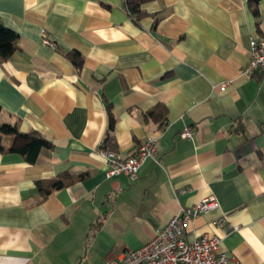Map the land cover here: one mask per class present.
Masks as SVG:
<instances>
[{"label":"crops","instance_id":"crops-1","mask_svg":"<svg viewBox=\"0 0 264 264\" xmlns=\"http://www.w3.org/2000/svg\"><path fill=\"white\" fill-rule=\"evenodd\" d=\"M142 8L135 23L123 0H0V22L18 34L0 62V123L53 143L35 164L0 153V264H103L209 193L218 208L186 237L217 234L228 264H264V73L241 74L251 37L264 36V0L258 27L247 0ZM69 50L83 56L81 70ZM159 103L160 126L144 118ZM148 135L155 160L135 180L108 178L101 149L129 156ZM66 171L89 175L40 198L36 181ZM221 214L226 234L212 223Z\"/></svg>","mask_w":264,"mask_h":264},{"label":"built area","instance_id":"built-area-1","mask_svg":"<svg viewBox=\"0 0 264 264\" xmlns=\"http://www.w3.org/2000/svg\"><path fill=\"white\" fill-rule=\"evenodd\" d=\"M43 42L51 45L46 38ZM256 73H264V36L251 37L249 59L241 68V74L246 77H252ZM226 86L227 83H223L221 90H225ZM191 130L190 126H185L180 131V137L190 138ZM157 141V137L148 135L129 156L116 155L101 149L106 164V176L110 178L124 174L135 180L141 165L147 159L155 160ZM218 206L213 194L202 196L193 205L181 207L147 243L138 248L123 250L116 258L106 260L103 264H228L229 257L220 246L221 236L204 232L191 239L186 237L187 225ZM212 223L225 234L232 229L224 214Z\"/></svg>","mask_w":264,"mask_h":264},{"label":"trees","instance_id":"trees-1","mask_svg":"<svg viewBox=\"0 0 264 264\" xmlns=\"http://www.w3.org/2000/svg\"><path fill=\"white\" fill-rule=\"evenodd\" d=\"M149 1L151 0H123V7L133 22L138 23L143 16L147 15V12L142 8V6ZM259 2L260 0H247V6L252 15L255 17L257 27L260 14ZM157 16L158 15L156 14L152 24V29H155L159 21V17ZM17 39L18 34L0 22V62L9 58V56L14 52L16 48L15 42ZM64 56L77 70H81L83 65V56L79 52L69 50L64 53ZM1 112L2 108L0 107V114ZM107 112L109 131L112 129L115 119L111 113L110 107H108ZM166 112L167 110L165 105L159 103L152 109L145 112L144 118L156 122L160 126L165 121ZM236 130L241 131V128H237ZM6 136H10L11 138L8 146H5L3 143ZM52 148V141L37 131L21 132L18 129L17 122L15 124L0 123V153H16L27 163L35 164L42 150H50ZM88 175V172L74 174L66 171L52 178L36 181L35 187L39 197L45 198L54 191L69 187L73 183L87 178Z\"/></svg>","mask_w":264,"mask_h":264}]
</instances>
